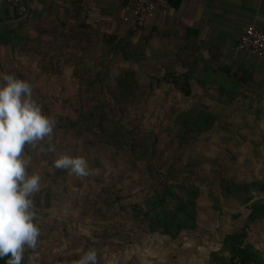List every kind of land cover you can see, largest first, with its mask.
I'll return each instance as SVG.
<instances>
[{"label":"rangeland","instance_id":"rangeland-1","mask_svg":"<svg viewBox=\"0 0 264 264\" xmlns=\"http://www.w3.org/2000/svg\"><path fill=\"white\" fill-rule=\"evenodd\" d=\"M44 36L25 52L0 49V74L29 81L34 99L57 121L50 137L24 149L28 174L41 176L34 197L41 228L38 264H77L90 248L97 250V264H211L215 251L221 253L215 264H224L225 237L242 231L264 255V219L249 220L251 207L264 195L244 203L225 191L229 183L264 177L263 111L244 102L187 97L163 79L168 62L128 63L112 36L56 26ZM126 70L128 85L122 88L118 81ZM195 104L219 119L192 138L175 120ZM101 105L127 127L157 138V171L148 173L129 151L91 142L72 127L84 111ZM64 153L85 157L93 174L77 177L55 168L54 160ZM170 180L201 190L199 227L175 240L151 232L138 213ZM33 254L27 251L22 263Z\"/></svg>","mask_w":264,"mask_h":264},{"label":"crops","instance_id":"crops-1","mask_svg":"<svg viewBox=\"0 0 264 264\" xmlns=\"http://www.w3.org/2000/svg\"><path fill=\"white\" fill-rule=\"evenodd\" d=\"M167 1L166 13H156L146 26L139 27L127 0H28L26 18L7 0H0V23L17 27L24 20L32 44L46 38L53 26L73 33L85 28L130 40L144 45L147 59L154 64L168 62V73L176 75L188 73L193 62L198 63L197 71L206 65L220 71L214 76L217 84L204 86L192 77V95L223 103L244 102L264 112V61L238 49L244 27L254 25L264 31V0ZM198 77L213 79L210 74ZM222 81L236 91L233 98L222 92Z\"/></svg>","mask_w":264,"mask_h":264},{"label":"trees","instance_id":"trees-1","mask_svg":"<svg viewBox=\"0 0 264 264\" xmlns=\"http://www.w3.org/2000/svg\"><path fill=\"white\" fill-rule=\"evenodd\" d=\"M25 21L14 27L0 23V46H12L22 51L30 49L31 36L26 32ZM113 37V36H112ZM118 52L128 63H142L147 58L146 47L130 40L119 39L116 36ZM198 63L189 66V72L176 75L165 73L163 79L168 81L171 88L180 91L187 97L192 96L190 78L194 77L200 83L213 85L217 80L215 75L220 71L205 65L197 71ZM130 71L126 70L119 77V85L127 87ZM210 74L213 79H202L198 76ZM184 77V81L182 78ZM208 80V82L204 81ZM217 84V83H216ZM222 92L233 98L236 91L228 83H221ZM219 115L208 107L195 104L181 110L176 116V124L182 133L188 137L202 135L210 130L218 121ZM77 132L91 142L104 143L118 149H125L144 164L150 174L157 171V138L137 128H129L116 119L107 105L88 109L72 124ZM167 180V176H165ZM225 191L240 202L250 203L258 194L264 195V177L251 182H232L225 186ZM201 190L196 184L185 181H165L154 192L145 209H140V220L146 224L151 232L161 233L172 239H178L184 232L194 231L199 227V202ZM264 219V200L251 207L249 220L256 222ZM248 233L245 231L231 233L225 237L223 250L227 252L224 264H264L262 251L251 241H246ZM221 251V252H222ZM220 252L211 254V264L220 257ZM7 257L0 259V264H6ZM239 260V263L238 261ZM25 264V263H22Z\"/></svg>","mask_w":264,"mask_h":264},{"label":"clouds","instance_id":"clouds-1","mask_svg":"<svg viewBox=\"0 0 264 264\" xmlns=\"http://www.w3.org/2000/svg\"><path fill=\"white\" fill-rule=\"evenodd\" d=\"M56 119L44 112L33 95V85L15 74H0V259L6 264H38L35 254L41 236L35 194L41 188V176L27 172L30 157L24 154L26 144L50 137ZM54 151V148H50ZM54 167L77 177L92 173L83 156L61 154ZM77 264H97V250L90 248Z\"/></svg>","mask_w":264,"mask_h":264},{"label":"built area","instance_id":"built-area-1","mask_svg":"<svg viewBox=\"0 0 264 264\" xmlns=\"http://www.w3.org/2000/svg\"><path fill=\"white\" fill-rule=\"evenodd\" d=\"M7 1L17 9L20 17L26 18L29 15L30 5L28 0ZM127 1L134 11L135 24L139 27L146 26L156 13H166L168 11L167 0ZM238 49L249 51L264 61V31L254 25L244 27L238 43Z\"/></svg>","mask_w":264,"mask_h":264}]
</instances>
